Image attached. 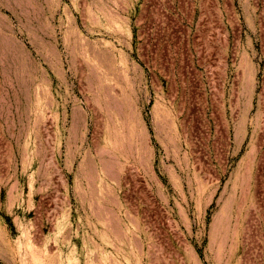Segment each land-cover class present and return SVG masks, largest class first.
Wrapping results in <instances>:
<instances>
[{
    "label": "rangeland",
    "instance_id": "374dc122",
    "mask_svg": "<svg viewBox=\"0 0 264 264\" xmlns=\"http://www.w3.org/2000/svg\"><path fill=\"white\" fill-rule=\"evenodd\" d=\"M0 264H264V0H0Z\"/></svg>",
    "mask_w": 264,
    "mask_h": 264
}]
</instances>
